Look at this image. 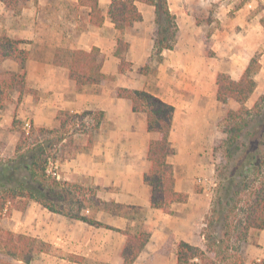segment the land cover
Returning <instances> with one entry per match:
<instances>
[{
  "label": "crops",
  "instance_id": "crops-1",
  "mask_svg": "<svg viewBox=\"0 0 264 264\" xmlns=\"http://www.w3.org/2000/svg\"><path fill=\"white\" fill-rule=\"evenodd\" d=\"M36 1V4L28 3L18 16L0 3V33L29 41L24 45L30 51V59L25 63V80L35 94L22 98L16 118H27L33 126L51 129L58 125L56 116L59 111L72 114L102 112L104 119L93 136V145L88 149L81 148L60 162V178L64 182L96 189L97 197L103 201L132 207L126 216L121 217L95 213L96 220L107 226L134 229L136 216L142 213L140 229L133 233L147 232L150 239L133 264H176V247L181 241L205 250L202 230L210 212L211 199L207 192L208 183H203L201 190L195 191L192 178L205 173L203 182H206L210 178L205 175L213 173V170L209 171L208 155L203 149L213 145L209 133H217V126L224 117L221 108L215 105L220 104L216 100V75L226 73L238 80L254 52L249 45L242 49L231 45L234 38H228L231 27L245 14V9L238 8L233 12L234 18H225L230 11L227 0H167L169 10L176 17L178 30L173 48L156 55L152 40L154 9L136 3L142 20L123 33L128 44L123 56L131 67L119 73L120 60L114 56L119 32L106 16L101 27H94L89 24L87 10L78 6V0H65V6L74 9L71 13L61 0ZM214 3L215 20L205 26L213 28L212 37L220 44H214L215 55L209 57L200 45L198 35L201 28L190 5L205 7ZM109 4L110 0H99L104 14ZM45 20L54 21L55 35L62 39L54 47L39 37ZM218 25L223 31L219 32ZM92 47L98 48L103 56L101 72L106 78L99 84L78 89L69 79L67 64L54 62L56 50L89 51ZM2 68L16 72L18 64L6 60ZM117 88L144 90L174 107L169 139L175 153L168 162L173 167L174 190L187 195V200L172 204L171 214L151 208L152 189L143 183V174L150 167L148 142L157 139L158 135L147 131L146 115L133 112L129 100L112 96V91ZM256 90L257 86L248 102ZM12 110L8 105L0 111V126H11ZM222 135L221 131L218 137H213L220 141ZM36 206V203L28 202L22 226L18 223L22 212L17 210L0 224L9 231L29 235L50 245L49 253L36 255L30 264L122 263L121 252L125 243L122 235ZM44 212L59 219H48ZM239 254L241 261L230 258L227 264H250L264 259V229L250 230ZM69 255L80 257L82 262L69 260Z\"/></svg>",
  "mask_w": 264,
  "mask_h": 264
},
{
  "label": "trees",
  "instance_id": "trees-1",
  "mask_svg": "<svg viewBox=\"0 0 264 264\" xmlns=\"http://www.w3.org/2000/svg\"><path fill=\"white\" fill-rule=\"evenodd\" d=\"M28 2L0 0L14 16H18ZM136 3L154 9L152 40L155 54L171 50L178 28L167 0H110L106 14L99 0H78V6L87 10L91 26L101 27L106 16L119 32L114 52V56L120 60L119 73L131 67L123 56L128 47L123 33L142 20ZM259 24L264 30V16L259 19ZM28 43L0 33V111L12 99L11 94L14 92L18 93L17 103L25 95L35 94L27 87L25 80V63L30 59V51L24 45ZM6 60L16 62L18 70H4L2 63ZM54 62L67 64L69 79L78 89L99 84L106 78L101 72L103 56L96 47L89 51L66 50L63 59L59 60L56 54ZM258 70V60L253 56L238 80H233L226 73L216 75L217 102L224 105L233 101L238 107L228 110L221 119L224 138L217 144L216 151L220 152L221 157L215 169L217 187L202 231L205 250L181 241L176 247V264H227L231 258L230 241L234 233L237 240L246 242L250 230L264 229V95H260L251 107L245 105L256 88L255 75ZM112 96L129 100L133 112L146 115L147 131L158 135L157 139L148 142L147 159L150 167L143 174V183L152 189L151 208L171 214L172 204L187 200V195L174 190L173 167L168 162L175 153L169 139L174 107L144 90L117 88L112 91ZM87 115L93 116V130L97 131L104 119V114L99 111L80 114L59 111L56 116L58 125L51 129L30 123L28 131L23 128L16 130V121L13 119L12 128L19 133V137L14 157L6 161L0 158V224L4 218L10 217L13 210L23 212L28 202H34L50 213L122 235L125 243L121 264H133L148 244L149 233L116 229L95 218L97 212L126 216L132 207L103 201L97 197L96 189L59 181L46 172L51 151L56 150V146L64 140L59 133L74 124L77 118ZM79 131L74 130L75 133ZM92 145L93 136L90 135L84 148L88 149ZM82 209H86L87 213H83ZM234 222L237 223L235 226ZM50 249L49 244L37 238L9 231L0 225V264H30L36 255L49 253ZM67 258L82 262L77 256L69 255ZM250 264H264V259Z\"/></svg>",
  "mask_w": 264,
  "mask_h": 264
},
{
  "label": "rangeland",
  "instance_id": "rangeland-1",
  "mask_svg": "<svg viewBox=\"0 0 264 264\" xmlns=\"http://www.w3.org/2000/svg\"><path fill=\"white\" fill-rule=\"evenodd\" d=\"M61 1L63 3V6L66 7V10L68 11V13H71L74 11V9L70 8V6H65L66 5L65 0H61ZM36 2H37L36 0H29L28 3L29 5H31L30 3L36 4ZM227 6L230 8V11L227 12L228 14L226 15L227 17L225 16V18L233 17L234 16L233 12L236 11L238 8L245 9L244 10L245 14L241 16L240 20L235 21L236 24H234V26L231 27L232 29L228 37V38L230 37L234 38L233 42H231L232 43L231 45L233 46L235 45L240 49H242L244 46L246 47L247 45L251 46L254 49V52L252 53L253 55L251 57L255 56L259 63V70L257 74L255 75L257 90L253 98H251L249 102L246 101L245 103L247 107H251L260 95H264V30L259 24V19L264 16V0H227ZM27 7H28V4H27ZM190 10L191 11L194 10L193 12H195L196 17H198L196 19V23L201 28L199 35H198V39L200 40V45H202V48L205 49V51L207 52V55L209 57H212L215 55L214 44L215 43L218 44L219 41L217 38L212 37L211 32L213 28H208L205 26V24L210 25L212 22H214L215 20L214 11H216V4L214 3V4H211L210 6H205V7L202 6V4H192L190 5ZM217 22L220 23L218 20ZM54 28H55L54 21L45 20V22L42 23V31H41L42 34L39 36L43 38L45 42L47 43L49 42L51 47H54L55 43L60 42L62 40L60 37L58 38V36L55 35ZM222 29L223 28H220V26L218 25L219 32H221ZM56 54L58 56V59L60 60L62 57H64L63 49L60 48L59 50H56ZM11 98L12 99L9 101L7 106L9 105L10 109L13 108L12 121L13 119H15L16 121L15 122L16 130L17 128L21 129L22 128L21 125L23 126V123L25 121H28V119L26 118L23 120L21 118L20 119L16 118L17 110L19 109V106H20L18 105L20 102L19 103L16 102L18 98V93L16 92L12 93ZM215 105H216V108L218 109L221 108L220 111L223 113V116H225L228 110L236 109L238 107V104H236L233 101H229L224 106H221L220 104H215ZM0 124H2L1 119H0ZM93 125H94L93 116H83V117L77 118L74 124H71L70 126L65 127V129L63 130L64 132L61 131L59 133V135H61L64 138V140L61 142V144H58L56 146V150L51 151L50 153L51 158H56L57 159L56 161L60 163L70 158L72 154H74L75 152H78L79 150H81V148H84V144H87L88 137L90 135L94 136L97 132L93 130V127H94ZM222 127H223V124L220 121L219 125L217 126L218 129L215 131L217 133L215 134L213 132L209 133L211 135L210 139H213L214 141L213 145L210 146L209 148L203 149L204 153L205 154L207 153L208 155V159H209L208 165L210 168L209 171L213 170V173L211 174L206 173L208 175H205V177H208L210 179H208L206 182H203L204 181L203 175L205 173L198 174L192 178V185L194 186L195 191H200L201 190L200 187H202L203 183H208L207 192H209L211 204H212L215 189L217 187V177H216L215 169H216V166L219 165V163L221 162L220 152L218 150L216 151L217 141L219 140L217 138L215 139L213 136L216 135V137H218L221 134ZM75 129H79L80 131L78 133H75L74 132ZM81 134H83L84 136H81ZM86 134L88 136H86ZM18 137H19V133L13 130L12 124L9 128L0 126V158L2 160L6 161L14 157L15 144L17 142ZM222 138H224V135H222ZM212 164H213V167L211 166ZM59 175H60V170H59ZM59 181H63V180L60 178ZM88 188H91V187H88ZM79 199L81 198L79 197ZM211 204H210V208H211ZM18 205L21 207L23 206V204H18ZM36 207L37 209L39 208L40 210L43 209L39 205ZM86 211H87L86 209H82L83 213H87ZM44 213L48 215L47 216L48 219H59L58 216H53L51 214H48L47 212H44ZM141 217H142V213L139 212L138 215L136 216V225H135L136 227L134 229L128 228L125 230H128L131 233L138 231V229H140V223L142 221ZM24 218H25V213L23 211L21 218L18 221L19 225L22 226V223H23L22 221L24 220ZM233 224L235 226L237 223L234 222ZM204 229H205V224H204L203 230ZM235 235L236 234L234 233V236L231 238V241H230L229 255L231 258L235 259L236 261H239L240 259L239 251H240V247L243 242L237 240ZM251 240H253V237H251ZM43 261L44 260H42V262Z\"/></svg>",
  "mask_w": 264,
  "mask_h": 264
},
{
  "label": "built area",
  "instance_id": "built-area-1",
  "mask_svg": "<svg viewBox=\"0 0 264 264\" xmlns=\"http://www.w3.org/2000/svg\"><path fill=\"white\" fill-rule=\"evenodd\" d=\"M25 131H28L30 128V122L29 121H25L23 123V127H22ZM47 174H49L51 177L59 180L60 179V175H59V163L56 160H52V159H48V166H47V170H46ZM87 212V211H86Z\"/></svg>",
  "mask_w": 264,
  "mask_h": 264
}]
</instances>
